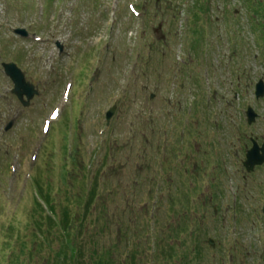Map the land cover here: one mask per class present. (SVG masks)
<instances>
[{
    "label": "rangeland",
    "instance_id": "obj_1",
    "mask_svg": "<svg viewBox=\"0 0 264 264\" xmlns=\"http://www.w3.org/2000/svg\"><path fill=\"white\" fill-rule=\"evenodd\" d=\"M254 1L0 0V264H12L19 239L31 248L38 223L59 249L36 201L51 193L60 212L93 187L85 244L117 248L124 264L135 248L137 264H181L185 256L189 264H230L223 215L191 216L201 191L176 164L187 167L196 140L206 144L218 126L226 129L218 112L228 96L213 103L215 91L220 98L240 82L242 92L264 74V17ZM18 28L30 37L15 35ZM3 62L39 89L31 107L13 97ZM187 207L188 227L171 232ZM210 238L220 246L209 247Z\"/></svg>",
    "mask_w": 264,
    "mask_h": 264
},
{
    "label": "flooded vegetation",
    "instance_id": "obj_2",
    "mask_svg": "<svg viewBox=\"0 0 264 264\" xmlns=\"http://www.w3.org/2000/svg\"><path fill=\"white\" fill-rule=\"evenodd\" d=\"M259 84L264 87V74L244 84L242 92L241 84L220 98L215 91L213 103L228 96L229 105L218 112L226 129L218 126L216 138L190 146L187 167L177 165L178 173L184 169V179L201 191V205L191 216L200 211L223 215L230 264H264V96L258 97Z\"/></svg>",
    "mask_w": 264,
    "mask_h": 264
},
{
    "label": "trees",
    "instance_id": "obj_3",
    "mask_svg": "<svg viewBox=\"0 0 264 264\" xmlns=\"http://www.w3.org/2000/svg\"><path fill=\"white\" fill-rule=\"evenodd\" d=\"M73 163L74 167H76L77 162L75 159H73ZM96 197V188L93 187L85 199H81V196L75 197L71 206H64L60 209V212H57L58 210H56V206L53 204L52 196L47 194L45 196V203L50 210V215L45 220L57 230L58 234L55 238L59 241L60 248L56 249L51 245V239H53L54 234H51V238H48L43 232L41 224L38 223L37 227L33 226L37 233H35V240L31 248H27V243L19 239V247L17 250H13L10 262L12 264H123L117 254V248H101L97 239L96 241L89 239V245H87L83 237L80 236V229L86 227L84 223L88 221V214L92 210L91 208L95 207ZM37 207L39 208L40 205L38 204ZM39 211H41V216L43 217L44 211L42 207H40ZM45 249L50 250L48 256L43 257L42 262L37 261L33 263L32 261L35 258L33 254ZM25 250H31L32 253V256L30 255L31 257L28 260L22 259L26 255ZM129 257L130 260L126 264H136L137 260L141 257L140 250L135 248Z\"/></svg>",
    "mask_w": 264,
    "mask_h": 264
},
{
    "label": "water",
    "instance_id": "obj_4",
    "mask_svg": "<svg viewBox=\"0 0 264 264\" xmlns=\"http://www.w3.org/2000/svg\"><path fill=\"white\" fill-rule=\"evenodd\" d=\"M21 34L23 36H27V32L22 29H18L16 31V34ZM4 69H6V74L14 81L15 88H14V94L18 96L20 100L23 99V96H27L28 102H24L25 105H29L32 101V98L38 94V91L34 89V85L27 82L25 79V75L23 74L22 70L17 68V66L13 63H9V65H4ZM264 91V90H263ZM116 108H113L111 111L108 112L107 118L108 120L111 119L113 114L115 113ZM11 126H9L7 129H10Z\"/></svg>",
    "mask_w": 264,
    "mask_h": 264
}]
</instances>
